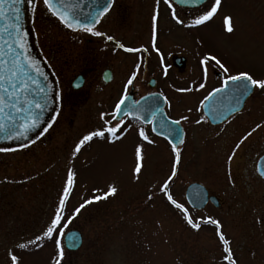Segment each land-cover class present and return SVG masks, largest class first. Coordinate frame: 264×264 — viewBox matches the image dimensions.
Here are the masks:
<instances>
[{
  "label": "rangeland",
  "instance_id": "obj_1",
  "mask_svg": "<svg viewBox=\"0 0 264 264\" xmlns=\"http://www.w3.org/2000/svg\"><path fill=\"white\" fill-rule=\"evenodd\" d=\"M211 4L212 0L199 15ZM48 14L42 0H32L27 17L44 55L50 41ZM229 24L232 32L227 30ZM162 45L166 48L161 56L166 60L173 52L189 56L191 77L180 79V84L170 78L166 92L170 98H189L194 108L220 83L212 74H203L204 64L231 76L247 72L254 79H264V0H221L213 17L195 31H187L182 19L168 18ZM147 50L159 66L158 50L151 45ZM251 98L240 117L215 129L207 127L198 110L193 109L194 117L186 119L190 135L171 191L199 228H193L185 212L163 194L174 170L170 162L176 158L174 150L162 148L167 165H159V152L143 163L146 145L140 139L115 145L97 136L76 151L84 136L116 125L109 115L115 98H87L76 118L71 119L70 112L64 114L51 130L52 136L25 147L22 154L16 148L0 147V264H13V255L18 258L16 264H56L57 260L59 264H227L225 247L231 248L237 264H264V179L256 172L257 159L264 153V89L255 88ZM70 172L74 184L61 210V226L73 217L63 231L80 229L82 248L67 250L64 237L56 234L31 243L43 237L60 209ZM192 182L219 194L223 207L192 210L185 197ZM110 187L116 188L114 194L109 193ZM209 218L218 221L219 228L206 223ZM221 233L228 245L220 240Z\"/></svg>",
  "mask_w": 264,
  "mask_h": 264
},
{
  "label": "flooded vegetation",
  "instance_id": "obj_2",
  "mask_svg": "<svg viewBox=\"0 0 264 264\" xmlns=\"http://www.w3.org/2000/svg\"><path fill=\"white\" fill-rule=\"evenodd\" d=\"M105 6H108V11L100 15L101 10ZM203 8H205V5L194 8L179 6L172 0H91V6L83 10L85 13L84 18H93L96 13L99 14V16H95L98 22L92 27L95 31L103 34L100 36L80 29L68 28L56 15L49 11L47 22L51 29L49 31L50 41L47 42L48 53L44 55L42 54L43 52H40L39 46L41 43L35 33L33 40L40 57L47 66L53 85L54 111L50 121L44 128L49 123L52 126L44 135L38 134L39 138H36L33 142L18 146L2 145L0 147L16 148L22 154L25 147L47 140L52 136L53 131L51 130L55 129L54 125H56L58 119L68 112L71 113V119L76 118L78 112L83 110L87 104V98H115L114 102L111 103L112 112L109 115L112 114L113 119L117 121L114 113L116 112V105L121 99L132 98L133 104H135L147 94L157 92L161 95L160 98L164 99L163 107L167 117L179 121L182 127L183 142L176 146L180 162V153L184 145H186L191 129L186 119L194 117L193 109L195 111L198 110L202 114L208 128L215 129L240 117L253 100L251 98L252 94L247 98L241 110L230 115L225 121L214 124L210 122L202 109L207 95L202 98L201 102L196 103L195 108L193 103H190L189 98H170L167 95L166 87L170 78H172L170 81L173 82L178 79L176 84H180V79H188L191 77L190 73L192 72L190 59L187 54L173 52L167 60L166 57L163 58L161 56L164 53L163 49L166 48L165 45H162V36L167 31L168 18L174 17V9L176 22L182 19L187 31H195L198 25H194L193 21L200 16L199 14ZM92 13L94 15L90 16L89 14ZM108 36H112L113 40H108ZM119 45H123V47ZM150 45L155 50H158L156 54H159V66L155 65L147 50ZM127 49H136L138 51H128ZM179 57H185V62L181 60L177 62L176 59ZM168 67L172 71L171 75L168 74ZM203 67V74H212L220 82L211 90L221 87L228 77L231 76L212 64H204ZM129 79H132L131 84L128 83ZM195 80H199V77H196ZM192 84L194 83H189V85ZM185 117L186 119H184ZM118 121L120 122L119 125ZM118 121L114 126L116 128L115 133L108 131L110 127L104 128L103 132L105 135L103 138L112 141L115 145L140 139L146 145V157L141 158L144 161L143 163L151 161V158H149L151 153L156 155L159 152V165H167L168 158H166V152L162 148L168 147L173 150L172 145L174 144L166 137L154 132L153 121L144 123L129 115H124ZM141 130L147 135V140L140 135ZM98 137L101 138L100 136ZM262 143L264 146V137ZM177 151H175L176 154ZM170 162L174 165L176 176L179 163L176 162V158ZM175 176H170L168 180L171 178L173 180ZM171 183L169 185V193L173 196ZM209 193L217 197V204L208 202L202 210L211 205L216 209H221L223 207L222 198L219 194H215L210 190ZM163 194L168 198L169 195L164 189ZM170 203L173 204L171 201ZM208 222L212 223L209 219ZM212 224L216 226L215 223Z\"/></svg>",
  "mask_w": 264,
  "mask_h": 264
},
{
  "label": "water",
  "instance_id": "obj_3",
  "mask_svg": "<svg viewBox=\"0 0 264 264\" xmlns=\"http://www.w3.org/2000/svg\"><path fill=\"white\" fill-rule=\"evenodd\" d=\"M177 4L185 7H198L207 2L208 0H174ZM65 4L69 6V14L74 17L75 20H79L81 23L89 24L90 26L95 25V16H99L98 13L89 14L93 18H84L85 13L83 10L91 6V0H65ZM47 6V5H46ZM20 7V19L19 21L14 20L15 14L8 9V5H5V13L10 19L5 20L0 18V29L8 27L13 22H17L21 25L20 34L24 36L26 42L27 54L38 63L40 72L37 73L32 69H28L27 75L22 78L28 83L29 87L21 92L18 106L22 108H30V111L38 116L39 126L31 129L24 136H17L16 133L21 131L20 124L22 120L21 116H26L27 112L17 113L14 109L9 108L7 104L4 106V112L0 113V145H22L34 141L37 138L38 132L46 125L50 120L54 106V91L51 83L49 72L45 66V63L40 59L37 51L32 42V36L29 28L27 19V12L29 7V0H24ZM48 8V7H47ZM58 17V16H57ZM27 33V35H24ZM4 40L8 43H13L16 36V32L11 29L9 32L2 33ZM14 49L19 50V45L13 44ZM0 50L4 52V56L0 59L12 60L11 54L6 45L0 44ZM22 51V50H21ZM184 61V57L176 59L177 62ZM10 65H4L7 68ZM42 74V75H41ZM32 81H35L33 83ZM19 84L18 81H16ZM245 83L244 81H228L227 87L224 85L220 88V91H212L206 101L203 104V111L209 120L216 124L221 123L227 119L233 113L241 110L244 106L245 101L253 93L254 88L249 87L247 91H244L240 85ZM40 88L44 91L40 92ZM7 96V93H5ZM160 94L153 92L147 94L144 98H140L135 104H133L132 98H125L124 103L121 105L122 111L119 115H116V120L121 119L124 115L128 114L130 117L141 120L144 123H150L153 121V130L156 134L162 135L169 139V141L178 146L183 142V131L181 124L179 125L172 123L175 120H171L167 117L163 103L164 99L160 98ZM39 102L44 105L43 111L35 108L34 103ZM14 100H9V103H14ZM15 117L14 121H9L8 117ZM176 129L180 130V135L176 134ZM258 173L264 178V155L260 157L257 164ZM170 181L166 184L167 191ZM186 200L189 205L195 209H203L205 205L211 201L217 204V197L209 195L208 189L199 182H193L188 185L186 189ZM74 239L75 243L70 244L69 241ZM65 247L70 251H76L83 245V234L79 229L72 228L68 230L64 235Z\"/></svg>",
  "mask_w": 264,
  "mask_h": 264
},
{
  "label": "snow or ice",
  "instance_id": "obj_4",
  "mask_svg": "<svg viewBox=\"0 0 264 264\" xmlns=\"http://www.w3.org/2000/svg\"><path fill=\"white\" fill-rule=\"evenodd\" d=\"M24 0H0V18H3L5 20L10 19L5 13V5H8V9L15 14L14 20L19 21L20 19V7L19 5L22 4ZM31 3L32 0H29ZM42 2L47 5L48 9L50 12H52L53 15L58 16L60 21L64 23L68 28L71 29H80L83 31H87L93 35L100 36L103 35L102 33L95 31L92 26L89 24L81 23L79 20H75L72 15L69 14L70 8L68 5L65 4V0H42ZM221 4V0H212V4L208 10H206L202 15L197 17L194 21V25H200L205 23L206 21H209L213 15L216 13L218 7ZM171 7V5H170ZM108 11V6H105L102 10L100 15H103L105 12ZM176 13L175 10L173 9V16L175 17ZM229 22L231 20L230 17L226 18ZM98 22V21H96ZM15 31L16 36L13 40V43H8L7 41L4 40V37L2 35L3 32H9V30ZM21 30V25L17 22H13L10 24L8 27H5L3 29H0V44H4L7 46L9 50V54L13 57L11 61L5 60V59H0V113L4 112V106L7 104L9 108L14 109L17 113H24L27 112L26 116H21L22 123L20 124V129L21 131H18L16 133L17 136H24L27 134V132L31 129L37 128L39 126V119L38 116L30 111V108H22L18 106V102L20 99V94L21 92L25 91L29 85L28 83L22 78L23 76L27 75L28 69H32L33 71L39 73L40 69L38 67L37 61L33 60L28 54H27V47H26V42L24 40V36L20 34ZM229 32H232L234 29L229 24V27L227 29ZM24 35H27L25 33ZM108 40H113L112 36L107 37ZM13 44L19 45V50L14 49ZM120 47H123V45H119ZM22 50V51H21ZM128 51H138L136 49H127ZM4 56V52L0 50V57ZM212 60H215L217 64L219 65L220 62L216 59V57H211ZM4 65H10L9 67L5 68L3 67ZM223 67V65H220ZM226 71V69H225ZM42 75V74H41ZM16 81L19 82V84L16 83ZM228 81H244L240 87L244 90L247 91L249 87L252 88H260L264 89V79H254L252 75H250L247 72H241L238 75L235 76H229L228 79L224 82V86L227 87ZM35 83V81H32ZM128 83H132V79L128 80ZM203 87V85H201ZM44 89L40 88V92H43ZM179 91H188V89H180ZM216 91H220V89H216ZM5 93H7V96H5ZM9 100H14V103H9ZM26 103H34L35 108L40 109L41 112L43 111L44 105L39 102H29L25 101ZM124 103V99H121L119 103L116 105V112L114 115H119L120 112L122 111L121 105ZM9 121H14L15 117L9 116L8 117ZM186 119V117L184 118ZM118 121V125H119ZM172 123H175L179 125V121H173ZM51 123L47 125V127L43 128L39 135H44L48 131V129L51 127ZM2 127V125H0ZM257 127H260V125H257ZM110 133H115L116 128L110 127L108 129ZM176 134L180 135V130L176 129ZM249 133L248 135H250ZM105 134L103 131L100 132H91L88 135L84 136L79 144L76 146V151L80 150V147L86 142L90 141L93 137H103ZM140 135L144 137V139H148L147 135L141 130ZM39 136L37 137V139ZM247 137H244L243 139H246ZM243 139L240 141V143H243ZM240 143L236 145V148L240 147ZM173 150H176V146L172 145ZM234 155V153H233ZM141 153L139 147L137 148V157L138 159L140 158ZM232 157L230 156L229 159ZM179 152L177 151L176 154V162L179 163ZM141 170V165L137 163V166L135 168V171L139 173ZM175 170H173L172 176H175ZM264 175V173H261ZM68 187L64 189L63 197L60 200V209L57 210V213L55 217L52 219L50 226L46 229V231L43 233V237H37L35 241H32L31 243H37L43 238H52L53 234H56L58 237L63 238L65 233L63 231V228L67 226V223L71 222V219L73 217L68 218L67 222L61 226V221H62V216H61V210L63 209V206L66 202V199L71 193V186L74 184V179H73V174L70 172L69 177H68ZM164 190H167V185L164 186ZM116 192L115 187H110L109 188V193L114 194ZM101 197H96L95 199H100ZM168 199L177 207L182 209L185 214H186V219L187 222L193 227V228H199V224L195 223L193 219L190 216H187V209L184 208L183 205L178 204L171 195L168 196ZM91 201H86L85 203H90ZM84 205H80L79 208L75 210V213H79L80 208H83ZM209 221L212 223H215L217 227L219 228V222L218 221H212L211 218H209ZM58 238L56 240V245L57 248L60 250L59 255L62 257L63 256V247L61 245V239ZM220 240L223 241L225 245L229 244V241L224 237V235L221 233L220 234ZM70 244H74L75 240L72 239L69 241ZM19 247L24 248L26 245L21 244ZM225 256L224 260L227 262V264H237L236 259L234 258L231 248L230 247H225ZM13 264H16L17 262V257L13 255L11 257ZM56 264H59V260L56 261Z\"/></svg>",
  "mask_w": 264,
  "mask_h": 264
}]
</instances>
